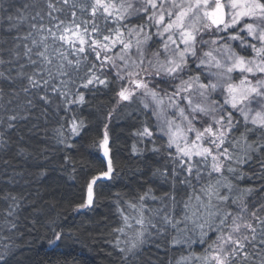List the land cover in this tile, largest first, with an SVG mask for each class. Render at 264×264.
Here are the masks:
<instances>
[{
	"label": "snow or ice",
	"instance_id": "obj_1",
	"mask_svg": "<svg viewBox=\"0 0 264 264\" xmlns=\"http://www.w3.org/2000/svg\"><path fill=\"white\" fill-rule=\"evenodd\" d=\"M0 11L15 32L0 46V149L21 122L32 132L55 118L67 165L87 134L82 110L111 97L91 144L103 159L73 211L93 208L98 181L119 175L113 114L143 111L133 135L146 147L132 153L156 164L137 190L114 194L119 264H264V0H0ZM0 199L14 232L23 197ZM46 229L49 246L70 238L55 220Z\"/></svg>",
	"mask_w": 264,
	"mask_h": 264
},
{
	"label": "trees",
	"instance_id": "obj_2",
	"mask_svg": "<svg viewBox=\"0 0 264 264\" xmlns=\"http://www.w3.org/2000/svg\"><path fill=\"white\" fill-rule=\"evenodd\" d=\"M7 3L20 6L23 0H7ZM12 13L15 14L14 9ZM6 15L0 11L3 18L0 19V46L11 47L15 32L5 31L9 24ZM20 31H27L26 26H21ZM90 99L91 105L83 109L81 115L88 123L87 134L76 149L68 152L72 160L67 165L63 161V145H57L53 138L52 129L57 126L55 118L48 124L41 121L40 130L32 132L28 131L32 122H21L23 126L13 130L10 145L0 149V197L7 192L23 197L16 221L20 227L14 232H9L3 221L8 201L0 199V253L8 252L9 264H119L112 246L116 235L112 229L119 223L114 194L137 190L144 179L150 178L156 158L147 152V159L132 153L134 143L140 149L146 147L133 135L145 119L143 111H136L137 105L117 109L109 129L111 154L119 175L114 182L98 181L101 186L96 189L93 208L73 211L85 195L87 179L100 168L102 150L91 144L94 138L102 137L103 117L112 104L110 95ZM149 123L154 121L149 120ZM21 148L23 154L18 153ZM42 170H46L45 175H41ZM153 187L159 195L163 186L155 181ZM49 220H55L70 236L59 247L49 246L44 238ZM9 245L11 247L6 248ZM170 255L175 257L179 253Z\"/></svg>",
	"mask_w": 264,
	"mask_h": 264
}]
</instances>
